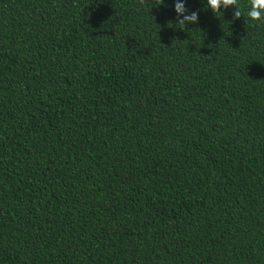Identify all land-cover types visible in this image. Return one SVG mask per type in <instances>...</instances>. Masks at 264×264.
<instances>
[{
	"label": "trees",
	"instance_id": "1",
	"mask_svg": "<svg viewBox=\"0 0 264 264\" xmlns=\"http://www.w3.org/2000/svg\"><path fill=\"white\" fill-rule=\"evenodd\" d=\"M162 3L0 0V264H264V24Z\"/></svg>",
	"mask_w": 264,
	"mask_h": 264
},
{
	"label": "clouds",
	"instance_id": "2",
	"mask_svg": "<svg viewBox=\"0 0 264 264\" xmlns=\"http://www.w3.org/2000/svg\"><path fill=\"white\" fill-rule=\"evenodd\" d=\"M188 0H173L174 11L178 17V25H184L187 27L190 24H197L199 22V13L197 11H189L187 8ZM202 3L210 9L213 13L221 12V9L234 8V16L239 18L244 16L249 21L258 22L264 24V0H251L243 11L239 0H202ZM164 0L162 4L163 5ZM157 5V6H159Z\"/></svg>",
	"mask_w": 264,
	"mask_h": 264
}]
</instances>
